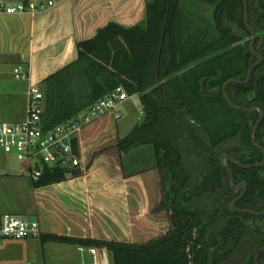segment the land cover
<instances>
[{
    "label": "trees",
    "instance_id": "1",
    "mask_svg": "<svg viewBox=\"0 0 264 264\" xmlns=\"http://www.w3.org/2000/svg\"><path fill=\"white\" fill-rule=\"evenodd\" d=\"M199 1L215 5L218 38L203 41L200 34L187 35L182 0H150L143 23H109L78 43L76 61L44 81L48 127L71 120L119 86L129 96L140 95L145 118L117 146L123 152L154 148L163 193L155 211L169 212L170 229L143 243L41 233L43 243L105 246L112 264H256L255 255L264 247V215L229 210L238 194L220 156L226 152L244 164L263 159L252 140L259 113L233 108L222 89L229 79H246L258 56L249 43L234 46L251 34L244 0ZM247 3L251 24L263 32L255 49L264 56V0ZM78 75L87 81L79 98L73 83ZM204 81L216 91L204 92ZM227 91L239 105L264 109V60L247 84L232 83ZM256 139L264 146V119ZM74 146L78 149L77 142ZM230 165L236 183H248L238 207L264 210V166ZM70 171L46 167L34 184L65 181ZM259 261L264 264V251Z\"/></svg>",
    "mask_w": 264,
    "mask_h": 264
},
{
    "label": "crops",
    "instance_id": "2",
    "mask_svg": "<svg viewBox=\"0 0 264 264\" xmlns=\"http://www.w3.org/2000/svg\"><path fill=\"white\" fill-rule=\"evenodd\" d=\"M149 2L56 0L50 6L48 0H0V82L5 87L0 90V97L7 98V103L0 109L3 115L24 119L31 85L38 84L44 89L46 79L78 59V43L94 37L109 23L126 27L143 23L147 18ZM18 4H43L44 8L35 15L30 12L9 14L2 10V5ZM18 64L28 67L29 77L14 82L12 77ZM106 120L111 125L102 131L103 135L113 133L112 138L118 137V118L115 119L112 112L93 122L103 125ZM88 126L81 133L78 145L85 157L82 166L72 169L68 179L59 183L36 187L31 180V188L36 194L34 208L0 209V218L6 213L20 218L26 216L31 220L35 216L41 233L127 242H134L136 233L133 230H137L139 224L146 226L149 222L154 225L166 222L156 219L159 214L153 212L161 201L157 203L161 173L156 167V157H151L142 168L136 166L134 170H126L121 158L137 148L123 156L110 149L95 151L104 141L97 143L99 137H93ZM110 159L116 168L111 165ZM50 242L65 243H46ZM75 245L78 250L79 244ZM32 261L38 262L36 254Z\"/></svg>",
    "mask_w": 264,
    "mask_h": 264
},
{
    "label": "built area",
    "instance_id": "3",
    "mask_svg": "<svg viewBox=\"0 0 264 264\" xmlns=\"http://www.w3.org/2000/svg\"><path fill=\"white\" fill-rule=\"evenodd\" d=\"M56 0H48L53 6ZM44 8L43 4L26 6L2 5V10L9 14L30 12L33 15ZM16 79H28L29 71L24 64L14 68ZM129 98L123 87H117L74 118L64 123L48 127L44 119V92L38 84L28 89L26 117L14 122L0 121V151L14 154L25 165L28 175L38 181L45 168L74 169L82 166L84 155L77 146L80 145V135L84 128L102 115L115 111L116 118L121 116L117 106ZM41 235L38 221L20 218L6 213L0 218V239L36 238ZM78 251L89 255V261L83 264H112L111 253L105 246L78 245ZM26 264H40L29 261Z\"/></svg>",
    "mask_w": 264,
    "mask_h": 264
},
{
    "label": "rangeland",
    "instance_id": "4",
    "mask_svg": "<svg viewBox=\"0 0 264 264\" xmlns=\"http://www.w3.org/2000/svg\"><path fill=\"white\" fill-rule=\"evenodd\" d=\"M181 7L186 24L187 35L200 34V37H202L203 41L215 39L220 36V32L217 29L214 19L215 5L199 0H182ZM248 20L251 24V15L249 9ZM257 32L259 34L257 37L258 39L259 36L263 34V32ZM250 36L251 34L247 35L245 38ZM12 78L14 82L21 81L16 79L15 76ZM73 81L75 91H77V97L79 98L82 95L83 89L87 85V81L83 76L80 75L74 77ZM3 88L5 87L0 82V90ZM206 88L210 89L207 82ZM6 103L7 98L0 97V109L1 106H4ZM117 112L121 114L120 118L117 120L118 137L111 138L109 141L104 142V144L100 146V149H110V151L116 153V155L119 154L123 156L126 152H123L117 146L119 140L128 136L135 126L143 122L145 118L140 95H130L128 99L117 106ZM17 120H19V116L3 115L0 110V121L14 122ZM136 150L135 152H131V154L125 155L123 158H121L126 170H134L136 166L138 168H142V165H147L150 162L151 157H155V151L151 145L141 146ZM8 169H16L18 173H1L2 170L7 171ZM126 173L129 174L127 171ZM31 180L34 181L28 175L23 162L19 161L14 154H6L4 151H0V209L34 208L33 205H35L36 194H34L31 188ZM157 195L158 203L159 200H162L163 193L158 189ZM21 217L27 218L26 216ZM158 218L160 221L169 220V212L162 210ZM139 231V228L137 230H133V233H136L134 242H136V236H139ZM34 254H36L37 260L40 264L52 262L54 260L57 262V264H83V261H89V255L87 253H84L83 255L77 250V246L71 243L50 242L43 244L41 238L39 237L23 239H0V264H26L27 262L33 260Z\"/></svg>",
    "mask_w": 264,
    "mask_h": 264
},
{
    "label": "water",
    "instance_id": "5",
    "mask_svg": "<svg viewBox=\"0 0 264 264\" xmlns=\"http://www.w3.org/2000/svg\"><path fill=\"white\" fill-rule=\"evenodd\" d=\"M244 3H245V23H246V26L249 29L250 33H251V36L248 37V38H245V39H243L241 41L236 42L234 44V46L246 45L247 43H249V47H250L251 51L258 56V60L256 62H254L250 66V68L248 69V73H247L246 79H244V80L238 79V78L229 79V80H227L223 84L222 89H223V92H224V95H225L226 100L229 102V104L233 108H235L237 110H240V111L250 112V113H253V112H258L259 113V118H258V120L255 122V124L253 126L252 140H253L254 144L259 149H261L263 151V159H262V161H257V162L250 163V164H244L243 162H241L240 160H238L236 157H234L231 154L225 152V153H222L221 154L220 161H221V163L223 165L226 166V168L229 171V174H230V184H231L232 190L235 193H239V195L236 198H234L229 203V205H228L229 210L232 211V212L250 213V214L262 216V215H264V210H255V209L238 207L237 202L239 200H241L245 196V194L247 193L248 183H247V181H241L240 183H236L235 175H234L233 169H232V167L230 165V162H233V163L238 164L242 168H246V169L254 168V167H263L264 166V146L262 144H260L257 141V139H256L257 130H258L261 122L264 119V109L261 108V107H259V106L246 107V106H243V105H239V104L235 103L231 99V97H230V95H229V93L227 91V87L230 84H232V83L247 84L251 80V78L253 76L254 69L256 67H258L262 63V61L264 60L263 54L255 49V42H256V39H257V37H258L259 34L254 29V27L249 23V20H248V3H247V0H244ZM202 86L204 88V92H206V93H213L214 92L213 90H210V89H207L206 88V82L205 81L203 82ZM111 112H112L113 117L116 119V113H115V111H111ZM99 158H101V157H99ZM110 160H111L110 161L111 162V165H113V167L116 168L113 160L112 159H110ZM17 172L18 171L16 169H8L7 171L6 170H3L2 171V173H17ZM37 219L38 218L35 217V216L32 217V220L33 221H36ZM115 240H119V239H115ZM263 251H264V247L260 248L257 251V253L255 255V263L256 264H260L259 256H260V253L263 252Z\"/></svg>",
    "mask_w": 264,
    "mask_h": 264
},
{
    "label": "flooded vegetation",
    "instance_id": "6",
    "mask_svg": "<svg viewBox=\"0 0 264 264\" xmlns=\"http://www.w3.org/2000/svg\"><path fill=\"white\" fill-rule=\"evenodd\" d=\"M213 91H216V89L213 90ZM89 125L90 126H88V128L90 130V133H92V136L93 137L94 136L95 137H97V136L99 137V141L97 143L103 142V141L106 142V141H109V139L112 138L113 133H110L108 135H103V132H102L105 128H107V127H109L111 125L109 120H106L103 125H100V124H97V123H94V122L90 123ZM101 145H102V143H100L99 146H101ZM99 149L100 148L96 149L95 151H99ZM107 166H108V169H110V163L109 162H107ZM160 183H161V177H160ZM160 191L162 192V186L160 188ZM236 194L239 195V193H236ZM161 201L158 203V205H156L154 207V209H153L154 214H160L161 213V211H159V210L155 211V209H160ZM158 217L156 219H159ZM156 224L157 225H154L153 223L151 224V222L146 223L145 224L146 226H142L140 224L138 226V224H137V226L140 229V231L138 232L139 236H136L135 241L137 243L147 242L149 240H152V239L156 238L157 236H160V235L166 233L170 229V221L169 220L164 222V224L163 223H156Z\"/></svg>",
    "mask_w": 264,
    "mask_h": 264
}]
</instances>
